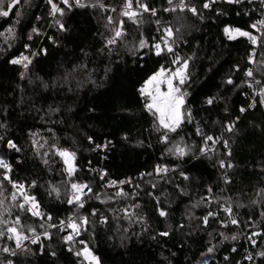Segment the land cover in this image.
Wrapping results in <instances>:
<instances>
[{
  "label": "trees",
  "instance_id": "16d2710c",
  "mask_svg": "<svg viewBox=\"0 0 264 264\" xmlns=\"http://www.w3.org/2000/svg\"><path fill=\"white\" fill-rule=\"evenodd\" d=\"M167 1L139 0L156 13L135 22L122 17L126 0H83L85 7L69 1L57 19L65 32L51 25L47 0H23L9 18L0 17V159L10 169L0 168V218L7 222L0 225V264H82L67 252L61 229L42 249L4 254L6 228L17 217L23 233L44 230L11 199L8 174L28 188L54 225L86 217L78 236L99 264H240L249 237L257 243L243 264H264V111L250 110L242 96L249 39L224 32L252 34L254 16L228 3L209 12L199 3L197 15L167 13ZM121 20L123 35L109 44ZM169 27L172 51L157 55V29L166 37ZM21 56L31 60L27 69L11 62ZM179 56L188 63L186 101L173 132L162 128L140 89ZM256 74L264 81V40ZM207 136L220 143L214 160L201 151L213 142ZM64 149L75 154L71 174L58 155ZM158 168L167 173L157 176ZM73 183L91 187L84 207L68 203ZM229 204L231 214L224 211Z\"/></svg>",
  "mask_w": 264,
  "mask_h": 264
},
{
  "label": "snow or ice",
  "instance_id": "6c2138e0",
  "mask_svg": "<svg viewBox=\"0 0 264 264\" xmlns=\"http://www.w3.org/2000/svg\"><path fill=\"white\" fill-rule=\"evenodd\" d=\"M61 2L64 3L65 5H68L69 7L71 6V5H69V0H61ZM172 2H173V0H168V3L170 5L172 4ZM211 2H214V0H210L209 3H205L203 5L204 8H209L211 6ZM233 2H239V0H228V3H233ZM48 3L51 4V9H52L51 14L53 16H55L56 13H59L61 16L64 14L63 9L59 8L55 3H53V0H48ZM75 3L79 7H85L86 6L83 3H81V0H75ZM137 3H138V7L142 8L144 12L151 11L152 14L155 15L154 9H149L146 4L139 3V0H137ZM4 4H5V0H0V17H8L9 14L13 11V9L21 4V0H8L6 7L4 6ZM93 6H96V5H93ZM99 6L102 8L104 7L103 4H100ZM186 7H187V5L184 3V0H180V3L178 5H176L175 7L169 8V9H165V11H176L177 8H179L180 11H184ZM131 8H132V0H126L125 10L121 14L124 16H127L129 19H132L135 22V18L140 13L137 11H132ZM112 10L115 11V9H112ZM188 10L191 11L193 14H196V12H197L195 7L189 8ZM17 15L19 16V13H17ZM108 19H109V23H112V18L109 17ZM56 23L59 24L61 29H63V24L59 20H57ZM259 23L261 25H264V20L259 21ZM122 25H123V22L121 21L120 22V29L115 31V36L108 41L109 44L115 43V40L123 35ZM252 27L256 28L257 25L253 24ZM12 31H13V29H11V28L8 29L9 33H11ZM33 31L35 32L37 30L33 29ZM164 31L166 33V37H168V38L172 37L173 31H172L171 27L166 28ZM177 31H179V29H177ZM224 32L228 36L229 39H235V35H234V33H235V34H238L240 36L248 37L249 40L253 44H255L257 42V37L251 35L249 32L242 31L238 28H236V29L225 28ZM29 39H31V37H29ZM164 43H165V45H167V43H168L167 38L164 40ZM145 46H146L145 41L141 40L140 41V47L143 48ZM155 48L157 50L156 54L160 55L161 54V44H156ZM168 51L171 52L172 48L168 47ZM11 62L13 64H23V67L25 69H27L28 64L31 63V60L27 56H21L19 59H14ZM173 63L179 64L180 61L177 58L176 60L173 61ZM187 68H188V63H187V61H184L182 66L178 67L174 72L171 73L170 78H168L166 81L167 86H168L167 92H160V90H159V85L161 83L165 82V81L160 79V77H162L164 75V72H165V70L163 68H161V70L159 72H157L152 77H150L149 80L146 81L145 86L140 89L142 94H147V95L151 96V102L147 103L146 107L150 111L152 109H155V111L157 113H159L158 118H159L160 124L165 129H168V130L173 131V132L176 130L177 127H179V125L181 123V108L184 104V99H183L184 94L180 93L179 87H174L173 81L178 80L180 84H184L186 79H187V76H186ZM246 75L248 77H252L254 75L253 70L252 69L247 70ZM154 83L156 85V88H155L156 94L155 95H153L151 92L148 91V86L152 85ZM228 83H232V81L229 80ZM257 83H259V81H257ZM249 86H251V85H249ZM258 95L261 97L260 103L264 104V89H261V91L258 93ZM208 103L211 104L212 100H209ZM253 106L254 105H250V107H253ZM240 111L244 112V111H246V109L241 108ZM232 127H233V125H229L227 130L231 131ZM0 139H3V138L0 137ZM165 139H167V137H165ZM205 139H206V141H213L214 143L218 141V138H217V140H214V138L212 136H207ZM225 146H227L226 141H225ZM7 147L9 149H13V148H15V145L13 142L8 141ZM97 147H100V146H97ZM205 150L206 149H201L202 152H204ZM178 151H179L180 155L185 154L183 149H178ZM58 154L64 159V163L67 165V171L69 172V174L73 173L75 171V168L72 164V161L74 159L75 154L68 152L66 149L58 150ZM223 166H224L223 161H221V167H223ZM0 168L9 169V165L5 162V160L0 159ZM161 171H167V169H160V168L157 169V172H161ZM4 179L8 180L9 183L12 184V187L14 189L19 190L21 195L23 196V203H20L18 205L21 210H26V211L30 212L32 216H41L42 215L40 213V211L38 210L39 206L35 201V197L29 196L24 192V185L23 184H18L16 182L11 181L10 177L7 175L4 176ZM0 187H2V185H0ZM71 188L73 190L72 198L68 200V203L69 204L77 203L79 205V207H83V203H81V194L83 193V190L85 188H87L88 191L91 192V188L86 184H77V183L71 184ZM54 191H56V190L54 189ZM119 194L120 193H118V195ZM11 199L13 201H15L17 199L16 192L12 193ZM3 203H4V201L0 200V206H2ZM26 205H27V207H26ZM224 211L231 214V207L230 206L226 207L224 209ZM160 215L164 216V215H166V213L161 211ZM211 215H213V214L210 212L209 216H211ZM48 219H51V217H49ZM207 221H208V216L204 217L205 224L207 223ZM63 223L64 222L62 221L61 224H63ZM87 223H88V220L86 217H81L79 224L76 223L75 221L71 220V218H69V222L67 224V227L71 228L73 233L78 235L81 226L86 225ZM231 223L237 224L238 221L236 219H232ZM3 224H7V222L4 221L2 218H0V225H3ZM19 224H20V219H19V217H17L16 220L13 222V224L6 228L7 238L9 240H14L17 248H20L22 246V241L29 238L22 231L18 230L16 225H19ZM49 226L50 227H56V225H49ZM28 231L32 232V234H33V239L31 242L34 244L37 243L39 240V236L36 235L35 229L29 227ZM4 235H5V231L0 230V236H4ZM44 235L48 236L49 234L47 232H45ZM160 235L167 236L168 233L163 232V233H160ZM252 235H260V233L254 232ZM73 238L74 237L71 234L64 237L66 242L72 241ZM232 239L235 240L236 237L233 236ZM249 239H251V237H249ZM253 243H254V241H253ZM3 251L9 252L10 249L8 247H4ZM207 251L209 253H211L213 251V248L210 247V248H208ZM233 251H235V249H233ZM12 254L15 255V252L13 251ZM76 254L78 256L83 254L86 259H89L90 261L96 262V264H98L97 257L92 255V253L89 251L87 246H85V248L83 249V253L77 252ZM260 255L264 256V252H261ZM248 259H252V257L249 256ZM8 264H12V262L8 261Z\"/></svg>",
  "mask_w": 264,
  "mask_h": 264
},
{
  "label": "built area",
  "instance_id": "2783aa9c",
  "mask_svg": "<svg viewBox=\"0 0 264 264\" xmlns=\"http://www.w3.org/2000/svg\"><path fill=\"white\" fill-rule=\"evenodd\" d=\"M69 1L72 2L75 6H77L76 3H75V0H69ZM198 1L199 0H184V3L187 5V7L185 8L184 11H180V9L177 8L176 11H166V12L167 13H174V14H179V13H189V14H193L188 9L189 8H192V7H195L196 10H197V12H196V14H193V15H197V13L199 12L198 11V5L197 4H199V3L202 4V9L204 11H207V12L212 11L213 8L216 5H218V4L228 3V0H214V2H211V6L209 8H204L203 5L205 3H209L210 0H204L203 3L202 2H198ZM81 3H83V0H81ZM179 3H180V0H173L172 4L170 5L168 3V1H167L166 8L165 9H169V8L175 7ZM228 4H239L240 7L244 9L243 11L246 13V15L248 17L251 16V15L254 16L252 23L253 24H256L257 27L256 28H253L252 27L253 33L251 35L257 37V42L255 44H253L249 40L250 43H251V46H252V51L249 54V60L250 61H249V67L247 68V70L252 69L254 75L252 77H248L245 74L246 88L242 92V96L245 97V98H247V99H249V108H250V110H255L256 108L259 107V108H261L264 111V104H261L260 103L261 97L258 95V93L261 91V89H264V81L262 79L258 78V76L256 74V60H257V55H258L259 48H261L262 45H263V40H264V25H261L259 23V21L264 20V0H239V2H233V3H228ZM56 5L59 8L62 9L63 5H65V4L62 3L61 0H57V4ZM91 7L94 8V6H91ZM103 8L110 9V10L116 9V8H112V7H103ZM124 10H125V6L123 7L122 12ZM131 10L132 11H137V12L140 13L136 18L142 17L145 14L153 15L152 12H144L142 8H139V7L135 6L133 2H132V8H131ZM155 13H156V11H155ZM59 15H60L59 13H56L55 16H53L51 14V16H50L51 17V25L52 26H56L61 32H65L66 28L64 27V25H63V29H61L60 26H59V24L56 23ZM122 17L123 18H128L127 16H124V15H122ZM121 21L123 22V20H121ZM119 29H120V27H119ZM157 34H158V38H157V40L155 42V45L156 44H161V52L163 54H166L168 56V54H169L168 47H171L170 41L168 40L167 37H164L163 36V31L161 32L159 29H157ZM166 38L168 40L167 45H165V43H164V40ZM155 50H156V48H155ZM178 59L180 61L179 64L172 63L169 68H167V69L165 68V70L168 71V73H167L166 76H171V73L172 72H174L178 67L182 66L183 63H181V61H182L181 56H179ZM247 70H246V72H247ZM186 75H187V70H186ZM257 81H259V83H257ZM174 84H175V87H179L180 93L181 94H184L183 95V98L186 101L185 93L183 91V84H180L178 80H174ZM249 85H251V86H249ZM166 89H167L166 86L159 87L160 92H166L167 91ZM250 105H254V106L253 107H250ZM154 112H155L156 117H157V120L159 122V118H158L159 117V113H157L155 111V109H154ZM159 124H160V122H159ZM219 144H220L219 141L218 142H215V143L214 142H212V143L204 142L203 149H206V150L203 152V154L205 156H207L210 160H214L215 157H216V154H217V149H218ZM223 167H225V166H223ZM165 173H167V171L157 172V176L162 175V174H165ZM102 174L105 175V172H102ZM8 176H10V174H8ZM11 187H12V185H11ZM13 192H16V194H17V199L15 201L18 202L19 204L20 203H23V196L21 195L20 191L17 190V189H14L12 187V193ZM24 192L27 195L32 196L29 193V190H28V188L25 185H24ZM90 194H91V192H89L87 188H85L83 190V193L81 194V203H83V207H84L85 201L89 198ZM11 196H12V194H11ZM32 197H34V196H32ZM35 201L38 204V206H39L38 210L40 211V213L42 215L41 216H32L30 212H29V214L32 217H34L35 219H37L39 222H41V224L44 227V230L43 231H37V230L35 231L36 235L39 236V240L35 244L31 242L32 239H33L32 232L25 233V235L28 236L29 238L26 239V240H24V241H22V246L20 248H17L16 247L15 241L13 240V244H12L11 247L14 249V252L15 251H18V250H21V249H23V248H25L27 246H33V247H36L37 246V247H40L42 249L44 247L45 243L51 239L52 232L55 229H61L62 232H63V241H64V243H65V245L67 247V252L73 254V256L75 258H77L79 261H81L82 264H96V262H93V261H90L89 259H86L83 254H81L79 256L76 254L77 252L83 253V249L85 248V246H87V248H88L87 242L83 238L79 237L77 234L73 233V231H72L71 228H68L67 227V224L69 222V218H71V220H73V221H75L77 223L76 218L74 216H69L66 219L60 220L59 221V224L56 225V227H50L49 225H54L51 222L52 218L51 219H48L51 216H48L46 218V216L44 215V213L41 210V206L39 204V201L36 198H35ZM70 205H78V204L77 203H72ZM229 206L231 207V210H232L233 209L232 204H229ZM26 207H27V205H26ZM62 221L64 222L63 224H61ZM79 223H80V220H79ZM45 232H47L49 235L48 236H45L44 235ZM70 234L73 235L74 238H73L72 241L66 242L65 239H64V237H66V236H68ZM253 241H254V243H253ZM256 243H257V239L256 238H251V239L247 238V245L249 246V248L247 250V253H246L244 259L242 260V262L240 264H243L244 262H249V261L252 260V259H248L249 256L252 257V255L250 254V246L251 247H254L256 245ZM12 252L9 251L7 253H11L12 254ZM92 255H94L95 257H97L98 264H99V258H98V256L95 255L94 253H92Z\"/></svg>",
  "mask_w": 264,
  "mask_h": 264
},
{
  "label": "rangeland",
  "instance_id": "374dc122",
  "mask_svg": "<svg viewBox=\"0 0 264 264\" xmlns=\"http://www.w3.org/2000/svg\"><path fill=\"white\" fill-rule=\"evenodd\" d=\"M234 35H235V38H237V37H241L240 35H238V34H235L234 33ZM167 73H168V71L167 70H165V72H164V75L162 76V77H160V79L161 80H163V81H165L164 83H161L160 85H159V87H164V86H166V90L168 91V86H167V83H166V81H167V79L168 78H170V76H166L167 75ZM173 84H174V81H173ZM174 87H175V84H174ZM155 88H156V85H155V83L154 84H152V85H149L148 86V91L149 92H151L153 95H155L156 94V92H155ZM166 91V92H167ZM147 95V94H146ZM148 97H149V99H150V102H151V96L150 95H147ZM184 99V98H183ZM184 108H185V100H184V104H183V106H182V108H181V122L183 121V118H184ZM162 128H164V127H162ZM165 129V128H164ZM166 130H168V129H166ZM59 155V154H58ZM60 156V155H59ZM61 157V156H60ZM62 158V157H61ZM63 159V158H62ZM63 161H64V159H63ZM74 163V159H73V161H72V164ZM64 165L67 167V165L64 163ZM72 189V188H71ZM72 192H73V190H72ZM72 192H71V196H70V199L72 198ZM120 192V191H119ZM215 215V217H218L219 215H218V212L217 213H215L214 214ZM207 223H208V221H207ZM206 223V224H207ZM205 224V225H206ZM36 231V230H35ZM7 233V232H6ZM25 234V233H24ZM12 244H13V240H9L8 238H7V245H6V247H8L10 250L12 249ZM90 251V250H89ZM91 252V251H90ZM91 253H93V252H91ZM4 254H9V253H7V252H4Z\"/></svg>",
  "mask_w": 264,
  "mask_h": 264
},
{
  "label": "water",
  "instance_id": "95a60500",
  "mask_svg": "<svg viewBox=\"0 0 264 264\" xmlns=\"http://www.w3.org/2000/svg\"><path fill=\"white\" fill-rule=\"evenodd\" d=\"M23 0H21V3H22ZM21 5V4H20ZM18 5L16 8L13 9V11L9 14L8 18L13 14V12L20 6Z\"/></svg>",
  "mask_w": 264,
  "mask_h": 264
}]
</instances>
